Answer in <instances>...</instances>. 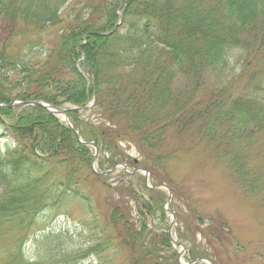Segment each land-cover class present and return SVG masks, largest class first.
I'll list each match as a JSON object with an SVG mask.
<instances>
[{"label": "trees", "instance_id": "obj_1", "mask_svg": "<svg viewBox=\"0 0 264 264\" xmlns=\"http://www.w3.org/2000/svg\"><path fill=\"white\" fill-rule=\"evenodd\" d=\"M124 2L0 0V102L84 106L96 93L87 115H68L82 138L99 147V170L129 163L133 146L153 183L171 185L167 165L177 147L168 151L163 145L176 130L215 146L229 175L241 184L248 177L247 187L260 193L264 0ZM119 13L122 22L115 27ZM19 40L25 47L19 48ZM17 111L0 107V121L11 119L14 139L0 153L1 223L26 230L40 212L59 211L70 200L91 215L85 242L62 232L47 234L41 261L27 264H80L85 255L101 264H117L119 258L122 264H179L169 227L159 239L149 227L157 208L164 214L162 192L147 190L144 203L138 190H146L143 176L123 173L127 183L107 182V175L91 169L92 149L64 123L41 107ZM92 182L102 185L103 212ZM208 220L196 228L206 246L190 249V260L257 264L247 261L222 216ZM178 236L195 244L180 229ZM0 264L26 261L17 251Z\"/></svg>", "mask_w": 264, "mask_h": 264}, {"label": "rangeland", "instance_id": "obj_2", "mask_svg": "<svg viewBox=\"0 0 264 264\" xmlns=\"http://www.w3.org/2000/svg\"><path fill=\"white\" fill-rule=\"evenodd\" d=\"M18 46L19 48L25 47V41L19 40ZM14 109L17 111L21 108ZM10 122L11 119L7 117L1 118L0 153H3L7 146L14 144L12 133L8 129ZM60 122L65 123L64 121ZM163 146L168 151H171L174 146L177 147L174 150L176 153L173 154L167 165V174L172 180L171 185H169L173 195L166 204L164 201H166L167 191L158 190L165 197L159 206L162 209L166 206L167 209H164L163 214L161 209L157 208L155 213L150 216L151 234H155L156 238L159 239L161 232L166 226L169 227L174 215L176 226L172 229V233L175 229L177 232L180 229L186 237H191L193 239L191 241L195 242L192 245L189 240H183L178 236V243L172 245L178 251L179 257L181 258L180 251L182 250L183 261L189 262L190 249L195 246L199 250H203L206 246L201 235L196 231L197 227H202L200 222L206 224L209 222V217L222 216L227 222L231 237L243 249V253L246 252V256L248 255L247 261H253L257 264L264 263V188L258 193L257 189L253 191L247 187L249 184L248 177L244 184H241L240 180L232 178L220 155L219 157L216 156L215 146H209L199 136H191L190 133L184 134L172 130L168 133ZM127 153L130 155V168L128 167V169L132 171L134 168L132 166L133 160L140 159V156L133 146L127 150ZM262 159L261 165L264 166V157ZM254 169L259 170L261 168L256 167ZM263 170L264 168H262L261 176L264 175ZM120 174H123V169L108 174L107 182L127 183L128 177L124 178ZM90 190L98 198L97 206L100 212H103L105 205L102 201L104 192L101 183L92 182ZM138 190L145 198L143 202H147L148 188ZM1 194L2 189L0 187V196ZM90 216L82 203L70 200L59 211L56 207H48L40 212L26 230L16 231L0 221V259L3 262L6 257L18 251L26 264L27 262L39 263L44 251L41 242L47 234L62 232L72 236L75 243L82 244L87 240L85 230ZM179 244H182L185 250ZM219 257L222 258V255ZM78 261L80 264H101L97 257L88 255L79 258ZM116 263L122 264L123 261L119 258ZM224 263L233 264L232 261H225Z\"/></svg>", "mask_w": 264, "mask_h": 264}, {"label": "water", "instance_id": "obj_3", "mask_svg": "<svg viewBox=\"0 0 264 264\" xmlns=\"http://www.w3.org/2000/svg\"><path fill=\"white\" fill-rule=\"evenodd\" d=\"M120 20H121V16H120ZM87 77L89 78V76H87ZM95 100H96V96L94 95L93 100L91 102H89L87 105H85L84 107H76V106H73V105L55 106V105H52L50 103H47L45 101H40V100H35V101L13 100L8 105H3V104L0 103V107L37 106V107H41V108L46 109L49 113H51L55 117L60 118L71 129V131L74 133V135L76 136L78 141H80L83 145L91 146V147H93L95 149L94 159H93V162H92V169L94 171H96L95 162H96V159L98 157V147L93 142H87V141H84L82 139V137L79 135L78 131L75 129V126H74L73 122L71 121L70 117L67 114V110L68 109L79 111V112H84L86 110H89L93 106V104L95 103ZM119 167H122L123 169H125L127 171V166L125 164L119 163L118 165L113 167L110 171H106L103 174H106L108 172H114ZM131 173L132 174H134V173H145L146 181L149 180V171H147V170L138 169L135 172H131ZM156 188H166V189H168V193L169 194H168V197H167V200H166V203H168L171 200V191L169 190V188L166 185H164V184L157 185ZM172 218H173V220H172V222L170 224L171 227L175 226V224H176L175 217L173 216ZM196 262H200V263H203V264H213L212 262L208 261L207 259H197V260H194L191 263H187V264H194ZM180 264H184V263H182V261L180 260Z\"/></svg>", "mask_w": 264, "mask_h": 264}]
</instances>
